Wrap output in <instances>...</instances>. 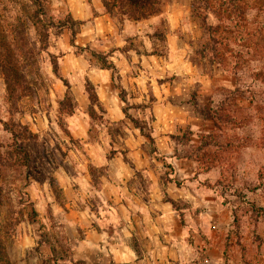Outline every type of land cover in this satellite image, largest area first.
<instances>
[{
	"label": "rangeland",
	"instance_id": "1",
	"mask_svg": "<svg viewBox=\"0 0 264 264\" xmlns=\"http://www.w3.org/2000/svg\"><path fill=\"white\" fill-rule=\"evenodd\" d=\"M64 3L0 0V264H91L75 256L93 181L81 191L58 180L61 169L173 163L176 150L195 156L209 223L221 225L186 230L194 251L158 264H264V0H161L141 21L115 11L96 41L93 15L79 24ZM212 36L227 44L226 69ZM191 111L209 123L194 143L180 124Z\"/></svg>",
	"mask_w": 264,
	"mask_h": 264
},
{
	"label": "crops",
	"instance_id": "2",
	"mask_svg": "<svg viewBox=\"0 0 264 264\" xmlns=\"http://www.w3.org/2000/svg\"><path fill=\"white\" fill-rule=\"evenodd\" d=\"M59 1H65L75 21L88 25L93 15V41L113 29V19L106 13L102 0ZM76 1L81 2L80 13L74 10ZM82 1H91L93 11L87 9L89 3ZM156 119L160 121V116L156 115ZM180 124L193 133L190 143L199 139L198 133L209 132L208 120L194 111L183 116ZM163 139L159 138L160 147L165 144ZM166 142L173 144L172 138ZM170 157L173 163H79L61 169L58 180L66 185L67 182L78 184L81 191L90 188L93 181V212H82L86 219H91L86 221L89 225L84 221L80 225L87 228V232L76 253L77 260L91 264L163 263L172 252L177 257L183 255L177 249H184L186 257L194 251L192 247L187 250L186 230L193 232L199 228L206 231L210 225L215 228L221 225L209 223L210 191L201 182L204 175L199 179L194 176L198 163L180 158L177 150ZM91 165L93 179L89 170ZM170 200L185 201L187 209L179 212ZM218 212L224 214L223 210ZM140 247L147 249L143 257L135 250ZM208 247L210 252L220 250L219 245Z\"/></svg>",
	"mask_w": 264,
	"mask_h": 264
},
{
	"label": "trees",
	"instance_id": "3",
	"mask_svg": "<svg viewBox=\"0 0 264 264\" xmlns=\"http://www.w3.org/2000/svg\"><path fill=\"white\" fill-rule=\"evenodd\" d=\"M159 1L161 0H102L103 5L105 7V9L107 10L108 14L110 15H114L115 11H117V13L119 15H123V16H127L130 20L132 21H141L151 15H153L156 12V6L159 4ZM221 10V9H220ZM219 10V12H220ZM79 22V21H77ZM81 22H79L80 24ZM218 27L216 29L213 30V32H217ZM225 32V31H224ZM75 36H73L74 38ZM261 40L259 42H263L262 39L263 36L260 35ZM213 39V40H212ZM211 41L213 43V45H211L212 48V56H215V59L217 60V63L219 65H221L224 69L228 68L227 66V56L225 55L224 51L228 50L226 49V46L224 42H222L221 39L218 38H213V36L211 37ZM224 46L221 47V50L217 48L218 45ZM72 46H75L74 40L72 41ZM239 67V62L237 61L235 63V65L232 67L234 70H236ZM235 92V91H234ZM93 97H91V101L92 98L95 99V95H92ZM225 104L223 103V106ZM225 110H223L224 112ZM226 118H228V116H222L218 113V111L216 112L215 115V119L219 122H222V120H226ZM142 130V129H141ZM211 137V135H207L205 138H209ZM150 139V137H148ZM200 148L203 149L202 147H204V145L210 146L209 143H204V139L202 140V137L200 139ZM218 147V149L222 148V146L220 145H216ZM200 151V150H198ZM213 155H208L205 154L203 155V157L205 159H209L210 157H212ZM180 157V156H179ZM193 157L195 158V156H183L180 158H184V159H193ZM199 161V160H197ZM171 202V201H170ZM172 205L174 206V202H171Z\"/></svg>",
	"mask_w": 264,
	"mask_h": 264
}]
</instances>
